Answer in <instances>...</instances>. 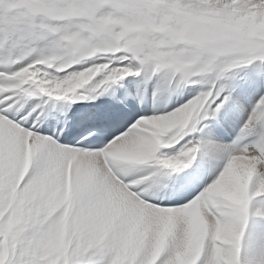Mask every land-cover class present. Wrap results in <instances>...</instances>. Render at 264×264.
<instances>
[{
  "label": "snow or ice",
  "instance_id": "6c2138e0",
  "mask_svg": "<svg viewBox=\"0 0 264 264\" xmlns=\"http://www.w3.org/2000/svg\"><path fill=\"white\" fill-rule=\"evenodd\" d=\"M86 7L98 8L96 15L110 13L124 28L153 17H181L205 26L215 35L211 48L193 49L184 55L162 56L132 41L120 51L91 57L96 58L91 65H106L97 73L102 74V78L93 79L89 84L92 92L106 89L110 83L133 71L139 74L145 69L153 72L167 69L179 73L181 83H188L198 75L207 76L211 83V74L223 75L239 64L264 61V0H112L96 5H90L87 0H40L39 3L0 0V50L7 55L9 63L32 57L18 70L0 74V87L6 88L0 91V167L11 172L12 184L19 180L21 190H38L45 183L59 186L67 182L78 215L86 212L90 218H115V225L103 243L74 246L67 264H113L120 240L129 230L135 231L141 239V254L136 264H147L153 248H158L165 237V247L156 264H176L177 255L193 236L194 225L198 226L196 264H229L233 255L236 256L234 264H241V241L252 215L250 205L255 197L264 194V178L255 185L253 183L258 175L264 177V98L260 99L244 126L247 133L259 138L232 155L218 178L199 196L187 204L171 206L146 202L140 191L134 190L135 185L148 177L126 182L122 173L148 162L159 166L157 172L187 168L195 158L196 146L184 145L172 155L162 153L161 149L182 142L186 132L196 127L201 111L219 99L220 92L215 91L214 83L209 91L174 111L142 117L127 133L100 150L62 145L24 127L20 119L24 113L13 115L16 105L26 96L46 93L64 97L62 93L50 94L41 80H55L58 75L49 78L50 73L78 59L65 47L66 37L72 33L83 34L96 26V20L69 19L56 22L58 26L53 27L51 14L55 10ZM50 36L55 38L51 49L33 56L34 42ZM100 57L109 63L98 62ZM129 57L137 64L116 66ZM88 60L73 65L88 67ZM37 69L42 71L37 72ZM28 72L35 74V83L31 80L22 83V74ZM228 99L224 96L215 110L218 111ZM177 116L183 117L180 126L156 134V128L152 126L158 125L162 118L174 121ZM129 153L137 154V160L129 162L114 158ZM241 173L246 175L242 177ZM8 191L9 186H5L0 201L6 202ZM7 218L6 214L5 221ZM56 219L53 216L45 222L29 218L12 235L0 226V252L7 253L6 264H49L47 245ZM225 229L235 233L234 240L221 235ZM259 264H264V254Z\"/></svg>",
  "mask_w": 264,
  "mask_h": 264
},
{
  "label": "bare ground",
  "instance_id": "6f19581e",
  "mask_svg": "<svg viewBox=\"0 0 264 264\" xmlns=\"http://www.w3.org/2000/svg\"><path fill=\"white\" fill-rule=\"evenodd\" d=\"M106 1L87 0L90 5L103 4ZM27 2L39 3L40 0H27ZM97 13L98 8L86 7L55 10L51 14L53 27L58 26L56 22L69 19L96 20V26L85 31L83 34L72 33L66 37L67 43L65 47L68 49V52L80 60L89 58L88 66H91V57H95L98 54L120 51L121 48L117 43L121 42L126 47L130 42L135 41L150 52L162 56H177L189 53L193 49L207 50L212 47L213 39L215 38L214 33L207 32V29L196 28L191 32L192 36L194 39H202L201 41L184 39L186 31L189 28H185L183 24L189 21L181 17H178L181 22L179 26L169 24L168 21L172 19L159 18L166 22L162 24L163 21L159 22L160 20L157 21L153 17L148 20L130 23L129 27L124 28L119 20L113 18L110 13L103 16L96 15ZM122 33L123 36L116 41V38ZM147 34H150L151 41L145 38ZM54 39V37L50 36L34 42L32 45L35 49L33 56L38 52L47 53L51 49ZM5 56L6 54L3 50H0L1 72L4 69L2 64L4 63ZM31 59L32 57L30 56L16 63L7 62V70H18L19 67L24 66ZM127 59H124L126 61L122 60L116 66H134L137 64V61L130 57ZM98 62L109 63L104 57H100ZM51 65L49 63L48 66ZM61 66L67 67V63ZM263 66L264 62L259 60L252 61L249 64H240V66L229 73H225L222 77L217 74H211V83L205 75H198L188 83H181V75L167 69L156 72H153L151 69H145L139 74L133 71V75L129 74L122 77L119 81L110 83L106 89H97L95 92H92L89 90L91 85L87 86V90L81 89L78 93L87 96L86 101L82 105H79L80 102L72 103L73 95L65 96L62 93L64 97H56L49 96L46 93H39L37 95L26 96L21 100L16 105V113L13 115L18 116L19 113H24V116L20 118L22 122L27 123L26 125L23 124L24 127L54 140H56L55 137L59 130H61L64 134V141L67 142L69 141L67 140L68 135L72 133V129L69 130V125L80 123L79 120H75L76 111L81 113L85 119L88 113L92 112L97 122L105 126H114L116 129L111 130L112 135L106 138L101 146L92 149L100 150L118 139L121 135L127 133L142 117L162 115L174 111L202 93L209 91L213 83L215 84V91L220 92V97L224 95L223 91L229 90V93L225 95L229 99L225 102L224 108L221 107L222 113H219V118L216 114L215 105L221 99L215 100L211 107L206 106V109L201 111V118L198 120L196 127L192 131L186 132L182 142L178 145H169L161 149L162 153L172 155L184 145L188 147L196 146L197 152L194 154L195 158L187 168L179 170L163 169L157 172L159 166L153 162H148L132 167L126 174L122 173L126 182H130L132 179L148 177L141 184L135 185L134 190L138 189L142 198L144 199L145 197L151 200V202L153 201L152 204L171 206L178 203L183 205L199 196L218 178L232 155L238 154L245 147L252 144V142L245 140L252 135L245 131L244 126L256 108L255 103L264 98ZM81 67L83 65H73V70H79ZM105 67L106 65H103L99 71H102ZM36 71L40 72L42 70L37 69ZM251 72L258 73L260 76L250 75L249 73ZM65 74V72H61L60 68L57 67L54 73L49 74V78H52L53 75L63 76ZM46 75L47 73H45ZM100 78H102V74H97L94 81ZM172 79L173 82L170 85ZM225 79H228V84L224 83ZM29 80L35 83V74L32 73L30 77L22 74V83H28ZM45 81L47 80L42 79L41 84L45 85ZM3 90H6V88L0 87V91ZM258 90L261 92H258ZM209 99L211 100L212 98L210 97ZM36 104H38V108L32 109ZM61 113L74 120H69L68 122L62 121ZM235 115L236 117H233ZM62 122L63 124L60 125ZM123 127L124 129H122ZM73 128L74 130L76 129L75 127ZM121 129L122 132L118 133ZM222 130L225 132L223 133ZM57 142L68 146L63 142ZM114 158L133 162L138 157L137 154L129 153ZM168 171H171V173H168ZM153 172H157V175L153 176ZM261 178L264 177L258 175L254 179V185ZM10 181L11 172H6L3 167H0V184L9 186V191H12V186L19 184V180L17 179L14 184ZM18 190L19 192L23 191L24 195H26L25 197H33V200L37 204H41L44 207V214L50 213L48 219H51L53 216L57 217L51 239L47 245L48 247L59 246L60 235L64 234L66 237L69 235L70 230H73L74 234L80 237V244L82 246L85 243L88 244L90 240L95 244L103 243L115 225V218H90L86 212L77 215L72 202L71 188L67 182L59 186L45 183L38 190H21L20 188ZM22 198L9 196L7 204L3 201L6 204L5 207L3 208L0 205V226L5 228L8 233L11 230L16 232L17 228L27 220V212H24L25 208L20 207ZM250 209L252 215L241 241V264H246L248 261H255L256 264H259V259L264 254L262 253V249H264V196L255 197L250 205ZM6 214L8 218L5 221L4 217ZM57 214L59 215L57 216ZM61 220H64L63 231L60 229ZM197 232L198 226L194 225L193 236L177 255L176 264H196V259L198 258L195 243ZM221 235L228 240L235 239V233L230 229L223 230ZM61 241L60 239L59 243ZM165 242L166 237L158 248H153L151 255L148 257L147 264H156L160 252L165 247ZM74 246L75 244L71 245L70 242L66 243V249H64L68 251L67 259ZM119 246L123 252L125 261H131V263L136 264V260L141 254V239L136 232L129 230L120 240ZM235 260L236 256L233 255L229 260V264H234Z\"/></svg>",
  "mask_w": 264,
  "mask_h": 264
},
{
  "label": "rangeland",
  "instance_id": "374dc122",
  "mask_svg": "<svg viewBox=\"0 0 264 264\" xmlns=\"http://www.w3.org/2000/svg\"><path fill=\"white\" fill-rule=\"evenodd\" d=\"M110 2V0H107L106 1V3H109ZM157 21H159V22H162V24L163 23H166V22H164V20H161V19H159L158 17H154ZM168 23L169 24H171V25H173V26H179L180 24H181V22H180V18H175V19H172V20H169L168 21ZM183 25H185V28L187 27V28H189L187 31H186V35L184 36V39H186V40H190V41H201L202 39H194V37L192 36V31L193 30H195L196 28H199V29H207V32H212L210 29H208V28H206L205 26H203V25H200V24H196V23H194V22H188V23H185V24H183ZM213 33V32H212ZM123 36V33L118 37V38H116V41H118L119 40V38L120 37H122ZM147 40H149V41H151V36H150V34H147L146 35V37H145ZM215 39V38H214ZM213 39V40H214ZM114 43V42H113ZM145 43H148V42H145ZM115 44V43H114ZM119 46H120V48L122 49V48H124V43H117ZM169 51H171V50H169ZM94 59H96V58H92L91 60H94ZM124 61H126V60H124ZM127 61H129L128 59H127ZM254 61H256V60H254ZM264 62V61H263ZM244 64V63H243ZM247 64H249V63H247ZM238 66H240V64L239 65H237V66H235V67H233V68H230V69H228L225 73H229V72H231L232 70H234L235 68H237ZM264 67V66H263ZM225 73L223 74V75H220V77H222V76H224L225 75ZM131 75H133V72L132 73H130ZM250 75L252 74L253 76L254 75H258V76H260L258 73H254V72H251V73H249ZM173 80V79H172ZM226 82V83H225ZM224 83L225 84H228V79H225V81H224ZM254 85L256 86V87H258L257 85H256V83H254ZM263 85H264V83H263ZM259 88V87H258ZM224 93V95L222 96V97H219V99H221V100H218L217 101V104H219V103H221V101L223 100V97L225 96V95H227L228 93H229V90L228 91H223ZM258 92H261L260 90H258ZM258 103L259 102H256L255 103V106H257L258 105ZM216 104V105H217ZM215 105V106H216ZM224 106H225V103H223V108H224ZM222 113V108H220L219 110H218V113ZM216 113H217V111H216ZM218 116V118H219V115H217ZM233 117H236V115L235 116H233ZM207 120V119H206ZM208 122V121H207ZM234 125V124H233ZM122 129H124V127L122 128ZM122 129L121 130H119L118 131V133H120V132H122ZM222 132L224 133L225 131L224 130H222ZM18 185V186H17ZM17 185H14V186H12V191H8L7 192V194H6V201L7 202H5L6 204L8 203V197L10 196V197H23L22 199V204L20 205V207L22 206V208L24 209L25 208V210H24V212H27V215H26V218L27 219H29V218H39V219H41V220H43V221H47V219H48V217L50 216V213L48 212V213H45L44 214V207L41 205V204H37L36 203V201H34L33 200V197H25L26 195H24V196H21L20 195V192H19V184H17ZM5 187V185H3L2 183L0 184V195H3V190H4V187ZM3 187V188H2ZM11 193V194H10ZM163 196V195H162ZM161 196V197H162ZM261 196H264V194H261V195H259V196H257L258 198L259 197H261ZM147 202H150V203H153V201L151 202V200H146ZM0 205H1V207H5V205L6 204H4L3 203V201H0ZM26 203V204H25ZM35 205H34V204ZM13 204V203H12ZM33 205V206H32ZM25 206H27V207H25ZM39 207V208H38ZM30 208V209H29ZM28 209V210H27ZM41 210V211H40ZM34 214V215H33ZM37 215H40V216H37ZM46 215V216H45ZM43 216V217H42ZM45 217V218H44ZM12 232V233H11ZM10 235H12V234H15V232H13V230H11L10 231V233H9ZM61 235H62V237H61ZM60 235V238H59V242H60V239L62 240L61 241V243H59L58 242V245L59 246H51V247H48V253H47V257L49 258V264H60V262L59 261H64L65 263L64 264H67V256H68V251H66L65 249H66V243H69L70 242V244L72 245V244H75V246L76 245H80V246H82L80 243V241H81V239H80V237H78V235H76V234H74V231L73 230H70V232H69V235L68 236H66L65 237V235L64 234H61ZM73 237V238H72ZM78 238V239H77ZM64 239V240H63ZM76 239V240H75ZM79 240V241H78ZM74 241V242H73ZM76 241V242H75ZM61 244V245H60ZM95 243H93V241H89L88 242V245L90 246H92V245H94ZM61 247V248H60ZM63 247V248H62ZM54 248V249H53ZM65 248V249H64ZM53 249V250H52ZM71 250V249H70ZM61 251V252H60ZM64 252V253H63ZM58 253V254H57ZM49 254V255H48ZM55 254V255H54ZM66 255V256H65ZM123 257V258H122ZM56 258V259H55ZM58 258V259H57ZM60 258V259H59ZM7 259H8V256H7V253L6 252H0V264H6V261H7ZM50 259H52V260H50ZM54 260V261H53ZM122 262V263H121ZM129 263V264H133V263H131V261H125V259H124V255H123V252H122V250H120V246H119V250H118V252H117V255H116V257L114 258V262H113V264H127V263Z\"/></svg>",
  "mask_w": 264,
  "mask_h": 264
},
{
  "label": "clouds",
  "instance_id": "9594fccd",
  "mask_svg": "<svg viewBox=\"0 0 264 264\" xmlns=\"http://www.w3.org/2000/svg\"><path fill=\"white\" fill-rule=\"evenodd\" d=\"M7 7V5H3ZM99 55V54H98ZM89 58L83 59L87 60ZM80 62L78 58L76 61H70L67 63V67H60L61 72H65L66 74L63 76H57L55 80H47L45 81V85L51 92L63 93L65 96L77 94L81 89L87 90V86L94 79L95 75L99 72L100 68L103 65L100 64H92L88 67H81L79 70H73V64ZM49 67H52L49 66ZM29 77L32 75L31 72L25 73ZM183 117L177 116L174 121H167L165 119H161L158 122V125L152 126L156 128V134L160 132H166L173 128L180 126ZM151 126V125H150ZM242 177L246 175V173H241ZM78 215V214H77ZM64 220L60 221V229L63 231Z\"/></svg>",
  "mask_w": 264,
  "mask_h": 264
},
{
  "label": "water",
  "instance_id": "95a60500",
  "mask_svg": "<svg viewBox=\"0 0 264 264\" xmlns=\"http://www.w3.org/2000/svg\"><path fill=\"white\" fill-rule=\"evenodd\" d=\"M75 98V101L82 103V101H84L86 99V96L84 94H74L73 96ZM81 99V100H80Z\"/></svg>",
  "mask_w": 264,
  "mask_h": 264
}]
</instances>
